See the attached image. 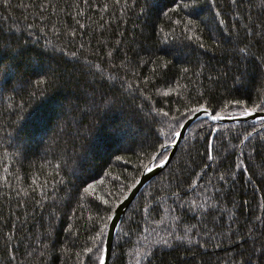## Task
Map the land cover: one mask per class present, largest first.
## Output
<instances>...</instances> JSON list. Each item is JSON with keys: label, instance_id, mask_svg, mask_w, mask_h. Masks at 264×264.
Wrapping results in <instances>:
<instances>
[{"label": "trees", "instance_id": "16d2710c", "mask_svg": "<svg viewBox=\"0 0 264 264\" xmlns=\"http://www.w3.org/2000/svg\"><path fill=\"white\" fill-rule=\"evenodd\" d=\"M262 4L0 0V264H91L83 248L200 104L264 112ZM109 264H264V120L191 124Z\"/></svg>", "mask_w": 264, "mask_h": 264}, {"label": "water", "instance_id": "95a60500", "mask_svg": "<svg viewBox=\"0 0 264 264\" xmlns=\"http://www.w3.org/2000/svg\"><path fill=\"white\" fill-rule=\"evenodd\" d=\"M241 113L232 116H221V118L218 120H212L210 118L211 113L209 111H196L185 120V122L180 126L179 130L176 132V134L178 133L179 135L175 134L174 140L172 141V143L169 144L170 151L167 156L157 164L154 163L156 157L152 159L150 165L143 169L134 186L127 193V195L117 204L114 211L112 212V218L108 220L105 240L103 243V248L106 250L107 253L106 264H109V256L112 241L126 209L129 207L135 197L139 194V192L150 182V180L167 166V164L173 157L177 146L186 134L190 125L201 118H206L213 124L257 122L259 120H264V112L254 111L249 112L247 115H241ZM146 168L148 170H146Z\"/></svg>", "mask_w": 264, "mask_h": 264}, {"label": "snow or ice", "instance_id": "6c2138e0", "mask_svg": "<svg viewBox=\"0 0 264 264\" xmlns=\"http://www.w3.org/2000/svg\"><path fill=\"white\" fill-rule=\"evenodd\" d=\"M4 3L7 4L8 3V0H4ZM182 6L183 7H188V5H186V4L185 5H182ZM262 6H264V4H262ZM105 7H107V5H105ZM173 7L178 9V7H180V6L174 3L173 4ZM189 24H191V21H189ZM189 30H191V29H189ZM201 47H203V45H201ZM241 51L244 52V51H246V49H241ZM262 61H264V58H262ZM185 71H187V69H185ZM173 91H174V89H173ZM232 103L244 104L245 101H243V100H240V101H232ZM261 107H264V105H261ZM255 110H256L255 108L245 107L243 109L241 115H247L249 112H254ZM160 111L163 112V109H161ZM197 111H205V112H207L208 109H207L206 105L200 104L198 106V108H197ZM213 111H215V110H213ZM163 114L164 115H167V113H163ZM210 118L212 120H218V119H220L221 118L220 112H215V114L211 115ZM176 135H179V134L177 133ZM116 159L119 160L120 157H116ZM146 170H148V169L146 168ZM61 182H63V181H61ZM92 188H93V184H88L86 186V188L84 189L85 193H88L90 190H92ZM97 199H99L104 205L110 206V204H111V202L108 199H105V197H103V196H98ZM108 218L109 219L112 218V215H111V212L110 211L108 212ZM99 237H100V233H97L96 236L91 237V239L96 242V244H95V246L93 248L85 247L82 250L84 253L89 254L87 258L89 260H91V264H97V260L96 259H93L92 255H91L94 250L99 253V255H98V264H106V262H107V253H106V250L103 247L100 246V243L101 242H100ZM184 238L187 239V237H184Z\"/></svg>", "mask_w": 264, "mask_h": 264}, {"label": "rangeland", "instance_id": "374dc122", "mask_svg": "<svg viewBox=\"0 0 264 264\" xmlns=\"http://www.w3.org/2000/svg\"><path fill=\"white\" fill-rule=\"evenodd\" d=\"M128 140V139H127ZM127 140L125 141V143L127 142ZM129 142V141H128Z\"/></svg>", "mask_w": 264, "mask_h": 264}]
</instances>
